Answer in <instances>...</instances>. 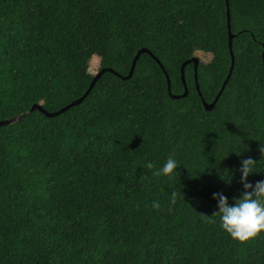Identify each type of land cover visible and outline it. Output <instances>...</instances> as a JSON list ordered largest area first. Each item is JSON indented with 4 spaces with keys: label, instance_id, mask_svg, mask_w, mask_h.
<instances>
[{
    "label": "trees",
    "instance_id": "16d2710c",
    "mask_svg": "<svg viewBox=\"0 0 264 264\" xmlns=\"http://www.w3.org/2000/svg\"><path fill=\"white\" fill-rule=\"evenodd\" d=\"M229 19L235 68L213 111L194 64L183 99L147 54L123 80L147 49L183 95V64L203 52L212 104L232 67ZM94 57L121 77L57 117L0 127V264H264V234L240 243L210 218L213 193L242 195L241 160L264 180V0H0V122L80 100ZM169 156L179 177L155 176Z\"/></svg>",
    "mask_w": 264,
    "mask_h": 264
},
{
    "label": "clouds",
    "instance_id": "9594fccd",
    "mask_svg": "<svg viewBox=\"0 0 264 264\" xmlns=\"http://www.w3.org/2000/svg\"><path fill=\"white\" fill-rule=\"evenodd\" d=\"M238 149L233 153L240 156L241 152ZM245 151H247L246 147ZM260 152L264 158V145H261ZM223 160L219 164L216 162L212 168L216 169L217 175L226 185L231 186L235 172L227 169L221 170L219 165ZM256 163L251 158L243 159L240 162L238 171L243 193L239 198H234L230 202L223 192L213 193L212 196V199L216 201V211L210 217L212 222L216 223L218 218L219 228L232 240L240 243H245L264 234V180H258L255 184L249 182V177L255 174ZM180 166L175 158L169 156L153 174L157 177L176 178L179 177L177 169ZM144 167L152 170L156 166L149 161L145 163ZM175 195L176 193H173V196ZM153 206L158 207L157 204Z\"/></svg>",
    "mask_w": 264,
    "mask_h": 264
},
{
    "label": "water",
    "instance_id": "95a60500",
    "mask_svg": "<svg viewBox=\"0 0 264 264\" xmlns=\"http://www.w3.org/2000/svg\"><path fill=\"white\" fill-rule=\"evenodd\" d=\"M230 17V15H229ZM229 31H230V51H231V56H232V67H231V70H230V74L229 76L227 77L224 85H223V88L221 90V92L219 93L218 97L216 98V100L212 103V104H208L204 98H203V95H202V92H201V88H200V85H199V81H198V69H199V65H200V59L198 57H195L193 58L192 60L186 62L183 64V67H182V80H183V83L185 85V88H186V91L183 95H180V96H176V95H173L172 94V83H171V80H170V76L169 74L166 72L165 70V67L164 65L160 62L159 59H157L153 53L147 49H143L141 50L134 62H133V66H132V69H131V72L130 74L123 78V80L127 81V80H131L133 78V76L135 75V72H136V67H137V64H138V61L139 59L141 58V56L143 54H147V55H150L151 57H153L155 59V61L160 65V67L162 68V70L165 72V75L167 77V80H168V86H169V92H170V95L172 96V98L174 99H183V98H187L189 96V89L187 87V83H186V73H185V70H186V67L191 65V64H194L195 66V72H196V85H197V90L199 92V95L202 97L203 99V103H204V106H205V109L207 111H213L220 99V97L222 96L224 90L226 89L230 79L232 78V75H233V72H234V68H235V62H236V57H235V53H234V49H233V42H234V35L232 34V30H231V22H230V19H229ZM113 73L115 75H117L118 77H121L120 74L116 73L115 71L113 70H103L101 71L100 73H98L89 89V91L86 93V95L84 97H82L80 100L72 103L70 106L66 107L65 109L61 110L60 112H57V113H48L46 112L42 106L40 105H36L34 106L30 112L28 113H25L24 115L18 117V118H15V119H12V120H8V121H3V122H0V127H4V126H8V125H11V124H15V123H18L20 122L22 119H24L25 117H27L28 115L32 114L33 112H36V111H39L45 115H47L49 118H54V117H57L63 113H66L68 112L69 110H71L72 108L74 107H77V106H80L85 100L86 98L90 95V93L92 92V90L94 89V87L96 86L97 82L99 81V79L102 77V75H104L105 73Z\"/></svg>",
    "mask_w": 264,
    "mask_h": 264
},
{
    "label": "rangeland",
    "instance_id": "374dc122",
    "mask_svg": "<svg viewBox=\"0 0 264 264\" xmlns=\"http://www.w3.org/2000/svg\"><path fill=\"white\" fill-rule=\"evenodd\" d=\"M196 57H198L200 59V61L202 63H209L212 60V56L209 54H205L203 52H198L196 54ZM100 58L98 57H94L91 61V65H90V73L93 75H97L99 73L100 70Z\"/></svg>",
    "mask_w": 264,
    "mask_h": 264
}]
</instances>
